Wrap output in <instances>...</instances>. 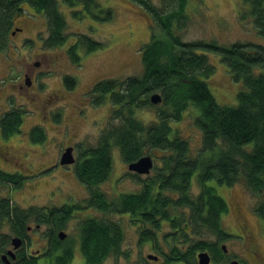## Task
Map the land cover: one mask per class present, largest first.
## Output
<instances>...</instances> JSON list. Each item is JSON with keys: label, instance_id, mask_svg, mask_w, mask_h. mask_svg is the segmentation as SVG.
Segmentation results:
<instances>
[{"label": "rangeland", "instance_id": "rangeland-1", "mask_svg": "<svg viewBox=\"0 0 264 264\" xmlns=\"http://www.w3.org/2000/svg\"><path fill=\"white\" fill-rule=\"evenodd\" d=\"M140 1L156 9L164 8L166 2V0H92L91 9L87 7L84 9L86 12L81 10L85 0L70 6L59 2V12L65 22L62 31L64 40L55 46L46 43L49 34L45 14L36 12L24 4L22 13L15 18L13 28L8 34L7 45L0 52V116L8 109L16 107L26 111L18 132L4 136L0 130V168L14 172L16 175L13 181L19 184L14 185L11 181V184L7 185L6 180L0 179V200L8 199L13 206L23 210L32 208L34 212H40L46 206L58 207L64 202L86 204L81 210L69 213L68 219L64 220L63 229L60 225H53L49 230L46 226L37 227L40 223L31 215L27 223L22 225L24 232H27L26 227L31 228L30 238L26 239V246L22 249L30 257H33L35 250H43L46 236L50 242L56 240L55 234L60 230L66 234L64 241L58 240L61 246L74 250L73 264H84L79 253L80 223L87 218L100 219L101 213L93 208H87L90 206L87 199L90 198L91 192L85 183L79 180L75 168L82 153L98 144L115 108L108 98L104 100L96 98L95 86L102 81H124L141 76L143 68L141 49L151 41L152 36L156 39L165 38L163 32L155 29L152 13ZM185 6V23H182L175 33L186 42H213L223 47L236 42L264 45V36L254 29L247 13L248 5L243 4L241 0H187ZM107 10L111 12V17L102 20ZM16 27L21 28L20 31L15 30ZM77 38L83 42L88 39L100 43L101 46L95 50H87L86 44L78 46L76 51L78 59L73 61L65 50L68 44ZM204 54L215 69L208 78L209 89L215 101L225 106H236V94L242 90V83L231 79L228 70L216 54ZM36 55H41L45 61ZM27 61L32 65H24ZM38 61L40 67L34 66ZM24 66L36 77L30 89L18 88L22 82L20 72ZM67 77L73 83L72 88H67L64 84ZM55 92L57 94L53 100L49 104H44L43 99ZM136 115L143 122H149L155 117L154 110L149 107L138 109ZM37 126L44 132L40 142L33 141L31 135V129ZM173 129L182 139L188 140L191 155L198 154L201 133L190 123L189 118L186 116L173 123ZM70 146L73 147L71 148L75 161L63 165L57 160L60 159L62 151H65V147ZM4 148L11 153L7 152L6 155ZM246 148L250 150L251 145ZM159 154L158 150L147 151L145 155L152 157L153 169L146 175H138L127 169L130 163L123 161L119 149L113 147L109 174L104 181L91 189L102 193L108 203L126 193L139 192L141 185L147 184L150 176L159 168L160 160L156 158ZM7 157H10L11 161L6 163ZM196 178L197 173H194L189 186L194 199L199 198L204 188ZM241 184L245 185L243 182ZM241 184L240 182L234 184L231 195L228 187L215 189L217 195L226 198L229 207L228 213L223 216L222 227L234 229L237 225V217L231 207L232 198L238 202L242 199L248 201V197L241 192L239 186ZM186 211L187 217L184 220L174 219L175 225L196 224L195 219H191V209ZM110 220L118 223L122 230L121 251L118 255L110 254L100 264H127L124 257H127L125 252L128 238L130 245H133L132 242L135 241L141 226L130 222L128 215L126 219L124 215L116 214L111 216ZM167 227L165 223L162 231H167ZM15 230L17 228L7 221H0V254L7 249L13 250L10 245ZM43 232H46L44 236ZM197 234H202V231H198ZM130 254L131 264L144 262L140 253L130 251ZM31 262L34 263V260ZM38 262L35 260L36 264H42L41 261ZM0 264H3L1 259Z\"/></svg>", "mask_w": 264, "mask_h": 264}, {"label": "trees", "instance_id": "trees-1", "mask_svg": "<svg viewBox=\"0 0 264 264\" xmlns=\"http://www.w3.org/2000/svg\"><path fill=\"white\" fill-rule=\"evenodd\" d=\"M79 1L0 0V52L7 45L8 34L24 4L45 14L49 34L46 43L55 46L64 40L65 22L59 12V2L70 6ZM85 1L84 9L89 7L90 10L92 0ZM241 1L248 5L247 13L254 29L264 36V0ZM186 2L166 0L162 9L141 2L152 13L155 29L163 32L165 38L152 36L141 49V76L124 81H102L95 86L96 98H108L115 108L98 144L82 153L75 168L77 177L91 192L87 202L101 213L98 220L85 219L80 223L79 235L83 253L88 255L85 257L87 264H99L120 245L123 233L118 223L110 220L113 215L130 214L132 223L141 215L143 221L153 224L154 216L166 219L169 211L191 209L195 212L192 218L199 224L217 227L219 208L224 202L206 183L213 180L218 186L230 188L243 182L251 190L264 188V45L236 42L223 47L213 42L182 40L175 30L185 23ZM104 16L107 20L111 12L107 10ZM81 43H88L87 50L101 46L77 38L76 45L69 49L73 61L78 59L76 51ZM199 51L216 54L231 79L242 83V90L236 94V106L215 101L208 85V78L215 69L206 54ZM64 84L67 88L73 87L69 77L64 79ZM153 94H159L158 104H151ZM146 107L152 108L155 114L149 122L141 121L136 115L138 109ZM24 114L26 111L16 107L0 116V130L4 136L18 132ZM186 116L201 133V147L195 156L191 155L188 140L182 139L173 129V123ZM31 130L33 141H42L44 132L40 127ZM248 145H251L250 150L246 148ZM113 147L119 149L126 163L135 162L147 151L158 150L160 154L156 158L160 166L148 183L141 185L139 192L126 193L108 203L102 193L91 187L98 186L109 174ZM194 173L204 187L197 199L192 198L189 187ZM7 176L1 173L0 179L7 181ZM64 209L60 212L66 219L68 213H64ZM33 212L32 208L23 210L13 206L8 199L0 200V221H7L17 230L31 215L41 216L43 209ZM180 215L183 218V214ZM53 220L56 221L57 216ZM51 242L56 248V240ZM63 253L57 258V264H68L71 259V251ZM18 258L12 264H19ZM23 264L34 263L25 260Z\"/></svg>", "mask_w": 264, "mask_h": 264}, {"label": "flooded vegetation", "instance_id": "flooded-vegetation-1", "mask_svg": "<svg viewBox=\"0 0 264 264\" xmlns=\"http://www.w3.org/2000/svg\"><path fill=\"white\" fill-rule=\"evenodd\" d=\"M81 10L83 12H86L84 10V6H82ZM104 17H102L101 19L103 20ZM20 29L21 28L16 27L17 31H20ZM86 41L89 40L87 39ZM85 44L87 45L88 43ZM73 45H76V40L68 44V47L65 50L67 54H69V49ZM78 46L81 47L82 43L79 44ZM36 56L40 57V59L45 61V58L42 57L41 55H36ZM24 65L31 66L32 63L30 61H27L25 62ZM39 65H40L39 61L35 62L34 64V66L37 67H40ZM39 73H43V72H39ZM20 74L22 75L21 76L22 82L19 83L18 88L25 89L26 87L30 89L31 86L33 85V82L36 79L35 74L32 75L30 70L25 66L23 67ZM56 94L57 92L53 93L52 96L47 95V98L43 99V103L49 104L56 96ZM70 147H65V148H70ZM4 151L6 155L7 152L11 153L8 149L6 150L5 148ZM63 152L64 151H62V153ZM10 161H11L10 157H7V159H5L6 163ZM0 173L7 174L10 176L9 179L7 180L6 183L7 185L11 184L14 175H16L14 172H10L9 170L5 171L2 168H0ZM206 186L213 187L214 189H217L219 187V189H221L223 185L218 186L216 182L212 180L206 183ZM233 186L230 187L228 190L229 195H231L232 193ZM239 186L242 194L248 197V201H243L242 199L241 202H238V200H236L234 197L232 198L231 207L232 210L235 212V217H237V225L236 227H234V229L231 227H229L230 229L222 227L221 222L223 220V216L228 213L229 207L226 198L221 195L218 196H221V198H223L224 205L219 208L220 213L218 214V218L220 219V221L217 227L213 225L211 226L208 223L199 224L196 221V219H195L196 224L194 223L187 225V223L186 224L182 223V225L180 226L175 225L174 219L180 218V220H184L187 217L186 213L188 211L186 210L188 209H182L179 212L169 211L168 212V214H170L169 218L166 219H162L160 217L161 215L154 216L156 218L154 219L155 222L153 224L143 221L142 216L137 215V217L134 218L135 223L133 224L141 227L139 229L138 234L135 236L136 238L135 241L132 242L134 243L133 245H130L128 238L126 252H125V254H127V257H124V261H126L127 264H131L130 251H133L137 254L138 253L141 254L142 260H144V262H142L143 264H264V188L251 190L248 187H245V185L243 184ZM224 187L225 189H227L226 186ZM84 206H86V204L80 203L76 205L75 202L73 204H68L64 202L60 204L58 207L56 206H52V208H49V206L43 207L44 209L41 216H36V215H32V216L36 222L40 223V225L38 226L36 225L37 227L46 226L47 229L49 230L53 225H60L61 227L65 226L64 220H67L68 218L66 217L65 219L64 214H61L60 212L63 211L64 208H66L64 209V213H68L69 215V213H72L73 211L81 210V208H83ZM87 208H93L97 210L95 206L94 207L89 206ZM201 209L205 210L204 207H202ZM180 213L183 214L182 215L183 218H181ZM193 213L195 212L191 210V214ZM127 215L128 217H130V222H131L133 218H131L130 214ZM127 215H124L126 219H127ZM56 216H57V220L55 221L53 219ZM60 219H63V221H58ZM87 219L96 220V218L95 219L87 218ZM191 219H193L192 216ZM165 223L167 224L168 227L166 228L167 231L163 232L162 227ZM148 225H150L151 227ZM26 230L27 232L26 231L24 232V229L21 228V230L14 231L15 236L12 237H18L21 240V245L19 249L14 250L15 259L12 260L10 259L11 264L14 260L15 261L17 260L18 258L17 256L21 255L22 253H25L22 251V249L26 246V239L30 238L29 233L31 231V228L26 227ZM198 231L199 232L202 231V234L198 235L197 234ZM208 232H210L211 234H208ZM59 233H63V232L57 230L55 234V236H57L56 248H54L55 246H52V243L50 242L48 236H46L45 244L44 247L42 248L43 250L41 249L35 250L33 257H30L28 254L25 253V255L22 256V258L21 257L18 258V260H20L19 264H23L25 260L26 261L34 260V264H36L35 260L37 262L41 261L42 264L44 262H45L44 264H57V258L61 257L64 254L63 253L64 250L71 251L72 257L71 259H69V262L67 263L73 264L74 250L66 247L63 248L61 246L60 241H64L66 236L64 239H60V237L58 236ZM45 234L46 232H43V236ZM81 239L82 237L79 235L78 237L79 245L81 244L79 253L80 256L83 257V263L87 264V262L85 261V257L88 255H85L83 253V245L81 243ZM121 242L119 244H122ZM120 247L121 245H119L117 249L113 251L112 254L118 255L121 251ZM8 251L9 249L5 250L1 254H4ZM203 254H205V261H206L205 263L200 261V255Z\"/></svg>", "mask_w": 264, "mask_h": 264}, {"label": "water", "instance_id": "water-1", "mask_svg": "<svg viewBox=\"0 0 264 264\" xmlns=\"http://www.w3.org/2000/svg\"><path fill=\"white\" fill-rule=\"evenodd\" d=\"M150 102L152 104H158L160 102V96L159 94H153V96L150 97ZM60 163L61 164H71L72 162H74V157L72 155V148H66L65 151L62 153L61 157H60ZM153 167V159L152 157H150L149 155H145L137 160H135V162L128 164L127 169L131 172L137 173L138 175H146L150 172L151 169ZM58 236L60 237V239H64L65 238V234L63 233H59ZM21 245V240L17 237H13L11 239V246L13 248V250H17L19 249ZM13 250H9L8 252L1 254L0 259L2 260V262L4 264H11L10 259H14L15 255H14V251ZM9 258V259H8ZM200 261H202L203 263H205V254L200 255Z\"/></svg>", "mask_w": 264, "mask_h": 264}, {"label": "bare ground", "instance_id": "bare-ground-1", "mask_svg": "<svg viewBox=\"0 0 264 264\" xmlns=\"http://www.w3.org/2000/svg\"><path fill=\"white\" fill-rule=\"evenodd\" d=\"M57 119V118H56Z\"/></svg>", "mask_w": 264, "mask_h": 264}]
</instances>
